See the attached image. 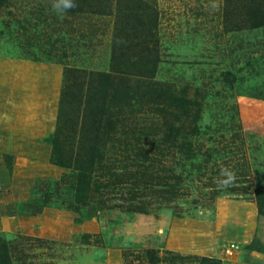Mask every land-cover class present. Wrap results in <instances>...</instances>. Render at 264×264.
Wrapping results in <instances>:
<instances>
[{"label": "rangeland", "instance_id": "374dc122", "mask_svg": "<svg viewBox=\"0 0 264 264\" xmlns=\"http://www.w3.org/2000/svg\"><path fill=\"white\" fill-rule=\"evenodd\" d=\"M76 4L60 16L52 0H0V238L21 244L16 254L27 255L13 256L16 264H198L201 256L264 264V210L253 195L209 199L196 181H207L197 172L203 157L174 153L179 137L173 146L156 141L189 132L199 112L193 146L233 131L243 143L223 158L248 166L252 187L264 176V0ZM145 68L154 75L140 77ZM154 82L173 92L176 108L157 113ZM70 119L75 135L98 129L117 164H136L122 170L135 182L113 191L142 211L115 199L108 204L120 206L94 217L53 205L25 211L35 179L68 172L51 149L54 137L76 149L75 136H55ZM177 183L187 189L178 197Z\"/></svg>", "mask_w": 264, "mask_h": 264}, {"label": "trees", "instance_id": "16d2710c", "mask_svg": "<svg viewBox=\"0 0 264 264\" xmlns=\"http://www.w3.org/2000/svg\"><path fill=\"white\" fill-rule=\"evenodd\" d=\"M154 55L156 59V53H154ZM155 61L156 63L158 62L157 59ZM153 73H155L153 68H145L138 71L140 77L146 78L152 77V75H154ZM65 76L66 73L64 74V78ZM151 84L154 86L149 88L153 91L150 94L153 98L151 104L156 107L157 111L159 110L157 113L162 115V113L165 112V108L171 109L177 107V102L173 99L175 97L173 92L158 82ZM60 95H62L61 99H63V92H61ZM78 98H75L77 99V111L80 110L78 109L80 98ZM66 101L65 98L62 100L63 103ZM64 113L62 115H64ZM190 117H193V120L189 121L190 126L188 127L191 128L189 132L185 131L179 135L162 134L161 140H156L157 145L160 147L164 145L173 146L175 139L179 137L181 142L176 146V152L174 153L179 152L185 157V160L193 159L196 155L199 157L201 155L203 157L202 167H199L197 172H201L199 173V177L204 176V179L207 181L205 183L200 182V179L196 181L199 182L200 189H206V193L209 194V199L220 193L224 194L230 192L232 194L234 193V195H241L250 192L253 195V199L259 211L262 212L264 210V176H261L259 180H257V184L252 187V183L249 182L250 172L248 166H246V170H241V164L232 163V159L227 158L230 157L229 155L224 158L222 156L224 155L223 153L233 148V144L236 141H238L239 144L243 143L241 136L235 134L233 131H231L227 137L223 134L211 133L207 135L203 143H195L193 146L192 139L200 137L202 132L197 127L200 119L199 112L198 115L192 114V116L188 118L190 119ZM61 119H63L62 116ZM61 121H59L61 126L58 124L55 136H65V133L69 134L68 138L70 139H74L75 136L77 140L76 149L67 146H56L55 141L57 137H54L51 149V160L54 164L67 169L68 172L52 180L35 179L30 186L29 198L23 204L26 206L25 211L37 213L42 210V207L53 205L59 208H69L78 216L81 214L86 217H94L99 215L105 208L120 206V204H108L109 201L114 199L118 202L122 200L126 208L142 211V204H136L132 199L118 198L116 197V192L113 191L114 189L117 190L120 185L135 182L125 180V173L122 172V170L127 169L129 166L134 168L136 164L131 163L128 166H120V164H117L120 162V159L115 158L120 155L115 152V157L114 155L113 157H107V153L104 150V145L107 140H102V134H99L98 129L89 126L90 130L86 131L85 134H82L79 129L78 134L75 135V131L77 132L75 123L77 122L74 119L66 120L65 122L64 120ZM61 130L66 132L63 134ZM70 134H73V136L70 137ZM171 141L172 144H170ZM183 145L185 147H183ZM201 147L204 148L202 153ZM222 169H228L234 174V180L227 186L220 183V181L224 179V177L221 176ZM129 173L132 172L130 171ZM207 174H209L208 177H206ZM178 176L179 179H181L180 175ZM139 184L145 186L147 182L143 180L139 181ZM157 184H159V182ZM177 184L179 187L175 188L173 191L176 197H178L181 190L183 193L187 192L185 187L179 185V183ZM65 194L69 196L67 201L63 197ZM194 202H197V196ZM74 221H79V218H75ZM14 242L15 240L10 241L0 238V264H16L18 261L17 257L15 258L13 256L17 255L16 253L22 250L20 247L21 244H19V246L16 243L13 244ZM24 255L27 254L22 255L21 251L17 256L20 259L24 258ZM198 259V264H221L219 258L201 256L198 257Z\"/></svg>", "mask_w": 264, "mask_h": 264}, {"label": "clouds", "instance_id": "9594fccd", "mask_svg": "<svg viewBox=\"0 0 264 264\" xmlns=\"http://www.w3.org/2000/svg\"><path fill=\"white\" fill-rule=\"evenodd\" d=\"M75 7H77L76 0H52V8L60 16H63L67 11ZM221 176L224 179L220 183L225 186L234 180V174L228 169H222Z\"/></svg>", "mask_w": 264, "mask_h": 264}, {"label": "crops", "instance_id": "0c3cea01", "mask_svg": "<svg viewBox=\"0 0 264 264\" xmlns=\"http://www.w3.org/2000/svg\"><path fill=\"white\" fill-rule=\"evenodd\" d=\"M223 264H251V263L242 262L241 260L231 258V259H228L227 262Z\"/></svg>", "mask_w": 264, "mask_h": 264}]
</instances>
